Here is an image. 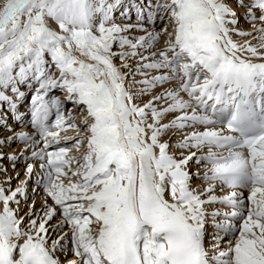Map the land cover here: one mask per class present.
<instances>
[{"label":"snow or ice","instance_id":"snow-or-ice-1","mask_svg":"<svg viewBox=\"0 0 264 264\" xmlns=\"http://www.w3.org/2000/svg\"><path fill=\"white\" fill-rule=\"evenodd\" d=\"M235 2L0 0V108L34 89V131L0 125L33 161L0 181V264H264V0Z\"/></svg>","mask_w":264,"mask_h":264},{"label":"rangeland","instance_id":"rangeland-1","mask_svg":"<svg viewBox=\"0 0 264 264\" xmlns=\"http://www.w3.org/2000/svg\"><path fill=\"white\" fill-rule=\"evenodd\" d=\"M234 1V5H236V2H235V0H232V2ZM230 2H231V0H230ZM234 7H238L237 5L236 6H234ZM239 9V7L237 8V11H240V10H238ZM246 10V9H245ZM119 14L117 13V16H118ZM133 19H135L134 18V16H133ZM117 22L118 23H120V22H125V21H123V20H120V19H118L117 20ZM159 27H162V25H158L157 26V29L159 30ZM242 27L244 28V29H246V30H250V28H251V26H250V24H248V23H243V25H242ZM139 34H143V33H139ZM234 39H236V40H238V41H240V42H242V39L240 38V37H237V36H234L233 37ZM238 38H240V39H238ZM243 39H249L248 37H245V38H243ZM158 47H159V45H158ZM115 63L117 64V65H119L120 64V60H119V58L117 57L116 59H115ZM138 79L140 78V77H137ZM172 86H174V85H170V87H172ZM165 87H169V86H165ZM59 90H57V91H55V92H58ZM158 91H160V89H157L156 90V92H158ZM155 94V93H154ZM147 97L148 96H145L143 99L144 100H147ZM61 98H63L62 96H61ZM72 104L71 103H68V104H66V109L67 108H72ZM4 108V110L5 111H7L6 109H5V106L3 107ZM4 111V112H5ZM4 112H2L1 114V116H3V114H4ZM8 114H6V117H5V120H10L11 119V116L13 117V115H11V113H9V112H7ZM5 115V114H4ZM79 118H80V114L79 113H76V119H77V122L79 121ZM9 124H10V121H9ZM9 124H7V122L5 121V122H2V120H0V125H5V126H7V125H9ZM11 127L12 128H14V125L12 124L11 125ZM16 127V126H15ZM1 128H3L4 129V132H1L0 131V138H4V137H7V136H10V135H12L13 133L12 132H7V128L6 127H0V130H1ZM6 130V131H5ZM14 130L16 131V128H14ZM68 131H71L72 132V134L71 135H74V132L72 131V130H68ZM8 133H10V134H8ZM64 135V134H63ZM179 137V136H178ZM177 139H175V141H176ZM175 141L173 142V143H175ZM15 144H19V143H13L11 146H13V145H15ZM64 146H68V147H70L71 146V143H69V144H67V145H64ZM19 147H23V145H21V146H19ZM11 148H13V147H10L8 150L6 149H3V152H4V154H9V153H13V152H18V150H15V149H11ZM16 148V147H15ZM11 150V151H10ZM15 150V151H14ZM10 151V152H9ZM9 152V153H8ZM71 154H75L74 152L73 153H71ZM21 158L22 157H20V159H18L17 161H15V165H16V167H15V170H13V168H12V164H13V162L12 161H9L8 159H6V157H5V161H6V163H9V164H11V173L9 174V176H11V177H13V179L11 180V187L12 188H14L15 187V185H16V183L18 182L19 183V180H23V179H25V169H26V166H27V163H29V162H25V160L24 161H21ZM8 160V161H7ZM32 162V161H31ZM30 162V163H31ZM194 164H196V162H194V160L192 161V164H191V168H192V170L195 172L197 169H199L200 171H201V174H202V171H203V166L202 165H194ZM18 168H20V169H18ZM37 171H39V167L37 166ZM19 173V179H17L16 178V173ZM34 177H35V175H34ZM22 178V179H21ZM198 181V182H197ZM67 182V181H66ZM195 182V183H194ZM193 183L195 184V185H193V187H197V186H201V189L203 188V186H204V182H202L201 180H199V179H196V178H194L193 179ZM4 186H6V187H8V185L7 184H5ZM30 187V186H29ZM31 188V187H30ZM43 189V188H42ZM227 191V189L225 190V192ZM29 192H31V191H29ZM39 192H41V191H39ZM44 192V191H43ZM45 193V192H44ZM30 195H27V197L24 199V200H22V208H19L20 209V211H19V216H21V217H24L25 218V220H24V223H25V225H27V216H26V214L28 213V211H29V209H28V205L29 204H32L33 202L35 203V207H36V209L37 210H39L40 208H41V206H42V203H43V201H44V196H45V194L43 195V194H40V195H38V194H36V193H29ZM219 194H224V193H219ZM34 195H36V196H34ZM49 203H51V200H49ZM15 206V205H14ZM52 223H56V221L54 220ZM68 229H65V231H67ZM210 230V229H209ZM208 230V231H209ZM214 230H210L209 231V236L207 237L210 241H211V233L213 232ZM58 235H60V233L59 232H55V233H52V238L53 239H55ZM70 239H71V237L69 236L68 237V240L70 241ZM206 241H207V239H206ZM210 241H207L208 243L210 242ZM207 242H206V244H207ZM226 242V241H225ZM51 243V241H49V244ZM208 245V244H207ZM208 246H210V244L208 245ZM57 255H58V257H59V259H60V261H61V264H69V261H71V260H74V259H76V257L74 256V254H73V252H72V250H71V244L70 243H68L67 244V246H66V248H65V251L64 252H57Z\"/></svg>","mask_w":264,"mask_h":264},{"label":"bare ground","instance_id":"bare-ground-1","mask_svg":"<svg viewBox=\"0 0 264 264\" xmlns=\"http://www.w3.org/2000/svg\"><path fill=\"white\" fill-rule=\"evenodd\" d=\"M245 1H249V0H245ZM227 2H228V3H229V4L235 9V11L237 12L238 15H242V14L246 11L244 8H240V7H239V9H238V10H240V11H237V8H238V7H234V6H236L237 4L234 5V1L232 2V0H231V2H230V0H227ZM258 14H259V13H257V15H258ZM244 22H245V21H244L243 19H241V21H240L241 25H243ZM120 23H122V22H120ZM52 26L55 27V24L53 23ZM238 39H240V38H238ZM165 86H166V85H165ZM165 86H164V87H165ZM167 86L170 87V85H167ZM158 89H159V88H158ZM21 90H22V91H25V93H26L28 89H26V88H22ZM156 90H157V89H156ZM60 96H63V93H62ZM149 98H150V97H147V99H149ZM21 101H22V100H20V101H18V102L20 103ZM18 102H17V103H18ZM72 107H73V106H72ZM6 110H7V109H6ZM22 110H25V108L22 109V108L19 106V108L17 109L16 115L19 116L20 113H22ZM9 113H10V112H9ZM12 114H13V113H12ZM11 117H12V116H11ZM169 118H170V117H169ZM9 121H10V120H9ZM9 121H8V122H9ZM12 121H13V120L10 121L11 124H12ZM21 121H22V122H21ZM19 122H21L22 126L25 124L23 127L27 126V124H26V120H23L21 117H19ZM15 126H18V127H19V125H16V124H15ZM0 131H1V132H4V129L1 128ZM5 131H6V130H5ZM67 133H68V132H67ZM67 133H63V134H67ZM8 134H10V133H8ZM175 139H180V137H178V136L174 137V138H173V142L175 141ZM17 145H19V144H15V145L11 146V147H13V148H11V149H15V147H17ZM9 148H10V147H7V146H4V147H3V149H5V150H6V149L8 150ZM18 149H21V147L18 146ZM18 149H17V150H18ZM10 151H11V150H10ZM10 151H9V152H10ZM9 152H8V153H9ZM5 157H7V154H5ZM6 159H7V158H6ZM7 161H8V160H7ZM0 168H7V172H6V173H0V181H2L6 176H9V174L12 172V171H11V164L6 163L5 159L0 160ZM18 169H20V168H18ZM24 177H25V176H24ZM21 179H22V178H21ZM197 182H198V181H197ZM28 183H29V182H28ZM194 183H195V182H194ZM194 183H193V184H194ZM17 184H18V182L16 183L15 187L17 186ZM27 186H28V185H27ZM5 187H6V186H5ZM15 187H14V188H15ZM30 187H31V186H30ZM30 187H29V188H30ZM44 194H45V193H44ZM36 197H37V196H36ZM44 198H45V196H44ZM24 199H25V198H24ZM24 199H23V200H24ZM14 205H15V204H13L12 207H16V205H15V206H14ZM22 207H23V206H22V202H21V204L19 205V208H22ZM28 209H29V208H28ZM19 211H20V209H19ZM209 229H210V230H213L211 227H209ZM209 229H208V230H209ZM210 230H209V231H210ZM209 241H210V240H209ZM207 244L209 245L210 243L207 242ZM208 245H207V246H208ZM57 256H58V255H57Z\"/></svg>","mask_w":264,"mask_h":264}]
</instances>
